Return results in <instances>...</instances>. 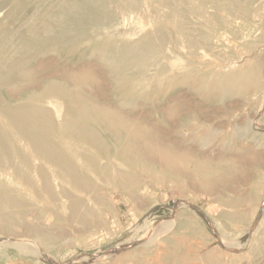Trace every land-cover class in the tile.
Here are the masks:
<instances>
[{"label":"rangeland","instance_id":"374dc122","mask_svg":"<svg viewBox=\"0 0 264 264\" xmlns=\"http://www.w3.org/2000/svg\"><path fill=\"white\" fill-rule=\"evenodd\" d=\"M61 1L0 0V32L43 31ZM119 1L108 35L129 44L158 30L166 37L170 57L146 70L149 78L118 89L93 53L101 33L90 32L33 54L20 87L78 84L84 98L116 109L121 120L108 114L121 173L115 181L92 176L97 183L77 204L28 203L21 222L6 219L0 264H264V0ZM249 72L247 85L227 95L214 84ZM13 94L1 87L0 102ZM46 104L63 127L69 110Z\"/></svg>","mask_w":264,"mask_h":264},{"label":"bare ground","instance_id":"6f19581e","mask_svg":"<svg viewBox=\"0 0 264 264\" xmlns=\"http://www.w3.org/2000/svg\"><path fill=\"white\" fill-rule=\"evenodd\" d=\"M119 2V0H63L54 13L47 15L48 22L44 25L43 31L35 26H31L25 33L16 30L12 32L6 27L1 28L0 86L11 89L14 94L13 97L10 96V101L0 102V226L6 228L9 222L6 219L10 218L21 222L25 213L24 207L28 203L46 205V202L72 199L77 204L82 194L93 187L92 176L100 179L104 177L103 179L107 181L121 173V169L118 171L117 164L113 163L114 152L118 149V141L114 137L119 132L112 136L117 123H113L115 119L108 114L115 113L116 117L120 116L116 121L121 120V114L118 115L116 109L112 112V108H109L111 110L109 111L107 107L104 109V106L102 108L84 98L81 92L79 93L81 87L78 84L68 89L65 83L49 79L38 93L35 92L37 91L35 85L20 87V84L29 77V72L32 73L30 70L28 72L25 66L33 54L42 53L58 45L66 46L73 40L84 41L90 32L101 33V39L95 45L93 53L98 55L101 64L112 69L110 76L115 78L118 89L133 86L149 78L146 70L159 62L162 64L163 56L165 59L170 57L169 49H166L165 45L166 37L162 30H158L150 36H145L146 39L143 38L144 40L137 44H129L108 35L117 26L118 13L114 7ZM125 4L129 7L139 5L138 0H128ZM20 6L21 3L17 1L15 10ZM13 16L14 12L10 17ZM102 29L108 33L103 34ZM146 58L151 60L150 64L144 63ZM76 75L78 77V74ZM69 77L71 79V76ZM252 77L253 73L250 72L230 73L226 80L222 82L215 80L214 84L221 88L223 96L238 86H246ZM80 82L82 83L81 80ZM49 100L57 102L58 107L69 110L62 122L63 127L54 123L52 111L46 104ZM127 102L124 101L122 105H126ZM124 125V131L129 133ZM131 131L134 129L131 128ZM93 181L95 182V179ZM91 194L93 196L92 192ZM160 250L158 253H165ZM172 261L170 263H173Z\"/></svg>","mask_w":264,"mask_h":264}]
</instances>
